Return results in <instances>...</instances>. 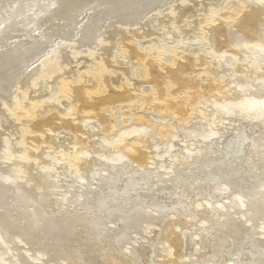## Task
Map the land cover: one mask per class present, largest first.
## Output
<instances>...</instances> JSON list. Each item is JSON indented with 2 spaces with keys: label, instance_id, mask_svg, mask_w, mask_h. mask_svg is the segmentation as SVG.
Returning <instances> with one entry per match:
<instances>
[{
  "label": "bare ground",
  "instance_id": "bare-ground-1",
  "mask_svg": "<svg viewBox=\"0 0 264 264\" xmlns=\"http://www.w3.org/2000/svg\"><path fill=\"white\" fill-rule=\"evenodd\" d=\"M14 3L19 7L10 10ZM217 8L223 9V16L231 17L215 15V23L219 24L216 27L211 24L204 34L202 40L208 49L205 47V52L199 56L201 62L198 66L201 67L202 63L214 68L216 75L217 72L227 75L232 67L228 62L232 58L220 59L219 51L234 47L237 52L232 50V53L238 58L245 54L253 59L256 80L263 82L264 89V0H0L2 115L7 112V105H12V94H20L25 87L30 90V104H34L38 94L49 93L47 80L44 82L41 75L34 85L30 84L31 78L39 74L40 65L29 66L42 54L51 51L49 55L56 61L60 59V65L64 62L72 64L74 58L67 52L69 48H89L106 28L108 30L104 33L110 41L95 43L99 44L98 50L110 70L100 69L87 76L84 67L75 65L72 73H79L85 82L81 85L74 81L64 82L65 90L71 92V100L78 99L79 102L75 109L77 123L64 119L45 101L49 110L40 120H29L30 129L41 135L50 130L52 135L43 139L35 137V148L30 150L29 156L19 157L16 151L14 154L18 158L13 155L8 162L4 161L6 147L3 145L6 143L0 134V239L17 250L23 262L32 264L23 254L25 244L31 254L42 250L48 257L43 262L46 264H155L153 238L148 241L149 247L142 243L128 253L122 250L133 233L142 229L144 222L150 221L157 223L166 233L165 238L181 250L174 253L176 264H264V236H259L260 221L264 218V128L260 133L257 131L259 137L254 134L257 138L253 136L250 146L243 148L246 151L253 149V156L248 157L242 154L248 136L241 130V124L227 125L215 119L214 112L205 109L203 115L209 119L215 134L200 144L189 145L191 149L177 156L168 174L156 168H145L147 153L138 147L132 156L135 163L130 159L120 165L112 164L97 157L106 148L99 138H95L102 132L115 129L119 117L115 118L113 112L119 109V104L136 98L135 104L139 105L146 99L151 108L149 96L143 97L141 92L134 94L129 88L116 89L122 77L133 76L130 63L134 59H142L149 67L147 83L151 81L156 86V93L162 101L155 108L176 115L182 121L189 115V109L199 104L200 93L222 94L217 86L200 91L204 81L196 73L194 59L199 54L200 42L186 46L182 62L178 63H175L174 56H169L166 61L153 62L149 54L142 52L145 47L156 49L161 39L168 38L172 43L182 36L190 39L198 33L200 24L207 21V16L217 12ZM150 11L154 13L146 17ZM186 20L193 24L188 26ZM115 23L125 27L139 26L135 30L124 26L119 29ZM102 27L105 30L102 31ZM133 37L136 42L149 39V43L139 45L133 42L127 47L126 42ZM113 39L127 47L125 59L116 55V62L110 60L115 50ZM69 40L75 47L67 45ZM58 43L54 50L53 45ZM82 59L87 61L85 56ZM167 65L173 69L165 68ZM253 71L249 69L247 73ZM169 78L177 86L173 101L170 99L173 96L170 101L164 96V85ZM17 80L20 81L19 90L14 91ZM97 84L99 91L93 92ZM104 84L109 90L99 95L104 91L101 88ZM132 87L138 89L140 84H132ZM183 89L191 90L189 101L181 97L179 91ZM30 104L29 108H32L33 104L31 107ZM86 117L95 122L84 125ZM11 121L6 122L4 130L8 128L10 132L17 124L15 120ZM159 131L161 138H167L165 128ZM62 132L68 133H64L69 136L65 140L68 143H62L64 147H53L51 140L56 141L55 137ZM15 141L10 142L8 150L11 153L17 149ZM47 146H52L55 152L62 149L57 168L50 164L52 153L46 158L41 154ZM78 148H84L87 153L72 165L78 171L70 174L68 163L63 159H72ZM76 177L82 179L81 183ZM218 181L224 182L231 192H240L244 204L240 205L229 194H215L213 184ZM224 196L228 198L225 209H219L215 200ZM195 200L200 202L199 207H195ZM232 211L243 216L235 218ZM200 219L205 223L199 225ZM173 223H180L176 233L171 228ZM174 235L178 236L171 238ZM189 249L192 250L190 254Z\"/></svg>",
  "mask_w": 264,
  "mask_h": 264
},
{
  "label": "rangeland",
  "instance_id": "rangeland-1",
  "mask_svg": "<svg viewBox=\"0 0 264 264\" xmlns=\"http://www.w3.org/2000/svg\"><path fill=\"white\" fill-rule=\"evenodd\" d=\"M215 10H217V12L214 14H209L206 18L207 21L200 24L198 33L193 35V37H191L190 39L182 36V37H178V40L174 43L168 41V38H166L167 40L161 39L160 44L157 46L156 49L152 50L150 47H145L142 52L144 54H149L152 57L151 60L153 62H155V60L158 62H161V60L166 61L170 59L169 56H174V58L176 59L175 63H178V62H182V59L185 54L184 48L186 46L188 45L192 46L193 44H196V42H200L197 52L199 54H197L196 57H194L195 65H197L195 67L196 73L204 81L203 83L204 86L200 87V91L203 92L206 91L208 87L217 86L222 92V94L200 93L198 95L199 104L191 107V109H189L188 111L189 115L185 116L184 120L182 121L176 115L163 113L161 112L160 109L155 108V105L161 104L162 101L160 100V96L157 94L158 92L156 86L153 85L151 81L150 83H147L149 82V80H147L149 79V67L142 59H136V60L134 59V62L131 63L129 62L131 64V69H133L134 71L133 76L122 77L119 85L116 86V89L118 91H122L125 88H129L131 90L133 89L132 91L134 94H136V92H141L143 94V97L149 96L150 97L149 104L151 108L148 107L147 105L148 103H146V99H144L143 102H140L139 105L135 104L137 102L136 98L131 99L130 101H127L123 104H119V109L113 112V116H115V118L119 117V119H116V121H118V124H116L115 129L111 132H107V131L102 132L101 134L98 135V137L95 138V139L99 138V140H101V143L103 144V147L105 146L106 148V150L104 151L105 153L100 152L99 156H97L99 159H101L102 161H106L107 163L119 164V165L123 164L124 162L130 159H131L130 161L133 160L132 162L135 163V159H133L132 156L137 153L138 148H141V150L145 154L147 153V156L145 158L146 161L145 168L149 170L156 168L162 171V173L164 172L165 174L166 172L168 174L170 173L173 164H175V161L178 158L177 156H180V153L185 154L191 149L189 148V145L200 144V142L206 141L211 137V135L215 134L212 124L209 122V119L203 115L205 109L208 112L209 111L214 112L216 114L215 119L222 121L227 125L241 124L242 126L241 130L248 136V139L244 143L245 146H243L242 149L250 146V144H252L251 140L254 139V137L257 138L256 135L258 137L260 136L258 134L261 132L262 128H264V89H262L263 82L256 80L257 79L256 65L253 59L248 58L247 55L245 54H243L242 57L238 58L237 55H234L232 53V50L237 52V49L232 47L229 50L222 49L219 51L220 59H223L225 56L232 58V60H229L228 62L229 65L231 63L232 67L230 71L227 72V75H222L219 74L218 72L216 75L215 73L216 70L214 68H208L207 65H204L202 63H201V67L198 66L201 62L199 56L203 54V52H205L204 48L206 47L205 45L206 43L203 42L202 40L204 38V34L208 32L207 30L209 28H211L210 27L211 24L212 26L214 25L215 27L217 26V24H219V23L217 24L215 23L217 20L215 19V15H219L221 18L231 17L228 15L223 16L222 15L223 9L218 10L217 8ZM152 13H154V11H150V13L146 14V17L147 16L149 17V15ZM238 14H240V12ZM238 14L235 16L236 18ZM231 20H233V18ZM114 22L116 21L114 20ZM185 23L188 26L193 24L191 20H186ZM121 25L119 23H115V27L119 29L124 26ZM138 26L139 25H133V27L124 26V28L135 30L137 29ZM105 27H102L101 30L102 31L105 30ZM107 30L108 28H106L105 31ZM104 32L100 34L101 36H98L95 39V43L98 42L100 44L103 42H110ZM113 40H115L114 41L115 50H114V56L110 58V60L113 62H116L117 56L119 57L121 56L120 57L121 59H125L126 57L124 51L127 50V47L129 45H132L133 42H136V39L133 37L126 42L127 47H124L122 43H119L118 39H113ZM69 41L67 42V45H70L71 47H75V44H73L72 41L70 42ZM148 41L149 39H142L140 42H136V43L141 45V44L149 43ZM95 43L91 45L89 48H85L83 50L81 49L77 50V47L71 49L69 48L67 52L72 56V58H74V63L72 64H67L64 62L62 65H60L59 64L60 59L56 61L55 58L49 55L52 54V52L48 51L42 54L29 66L30 68L32 65L35 64L40 65V69L38 71L39 74H36L31 78L30 84L34 85V83L39 79L41 75L45 78L44 82H46L45 80H47L46 83L48 85L47 88L49 90V93L46 94L42 92L38 94V97L35 99L34 104L33 102L30 104V100H28L30 94L29 92L30 90L28 87H25L20 94L18 92L12 94V99H11L12 105L8 106L6 104L7 112L3 113V115L0 113V121H1L0 134H2V139L4 138L3 142L6 143L5 145H3V148L6 147L4 148L6 151L5 159H4L5 162L10 161V158L13 157V155L17 154L16 151H18L17 156L19 155L29 156V154L31 153L30 150L32 151L35 148L34 147L35 137L43 139L47 136L52 135V132L50 130H47L48 132L46 134L41 135L40 133H34V130L30 129V126H32L30 124L31 121L40 120L41 117L47 113L46 111L49 110L50 106L55 111H57L58 113L57 112L56 113L60 114L64 119L73 120L74 123H77V120H75L76 119L75 109L76 107H79V102H77L78 99L76 100L72 98L71 100L70 98L71 92L65 90L66 83L64 85V82L74 81L76 85H81V82H85L79 73L75 71L74 73H72V69L73 67H75V65L78 68L84 67L85 71L88 74L87 76L89 75L91 76L97 73L100 69L101 71L103 69L110 70V68L107 65H105L104 58L101 56V53L98 50L99 44H95ZM58 45L59 43L57 45L54 44L52 48H54L55 50L56 46ZM84 56L85 58H87V61H84L82 59ZM126 64L123 65L121 64V66H124ZM164 67L167 68L168 65ZM171 67H173V64L171 65ZM171 67L168 68L173 69ZM249 69L250 70L254 69L255 71L247 73ZM18 81L19 80L15 82L14 84L15 86L13 85L14 91L19 90L18 86L20 81L19 82ZM143 82H146V84H143ZM122 84H124V86H121ZM132 84L133 85L140 84V87L136 89V87H132ZM175 84L176 82L170 78L165 82L164 96L166 99L168 98L167 99L168 101H170L169 98L171 96H173V98L172 97L170 98L171 101L176 99L175 93H177V90H175V88H177V86ZM105 86L106 84L102 85L101 88H104V91L102 93L100 92L99 95H104L107 93L109 88L107 87L106 89ZM97 91H99V84H97V86L93 89V92H97ZM179 92H182L181 97H183L185 101H189L190 99L189 97L191 93L190 89H183ZM0 99H1L0 102L3 103L2 98ZM45 101L50 106H45L44 104ZM29 104L30 107L33 104L32 105L33 109L29 108ZM17 117L23 122L18 120ZM33 117L34 119H32ZM7 120L10 122H13L11 120H15L14 123L15 124L17 123L16 125H13V127L10 129V132L8 131L9 130L8 128H6V130H4L5 128H3L6 122H8ZM84 121H85L83 122L84 125L86 123L93 124L95 122L94 119H91V117H86ZM232 122H234L235 124ZM251 124L252 126H250ZM164 128L167 131V138H161L160 135L159 129H164ZM246 128L248 129V131L251 132L246 131L247 130ZM4 131L6 132L5 135L3 133ZM99 131L100 129L98 130V133ZM257 131L259 133H257ZM64 133L68 135V133L62 132L60 133V135H58L59 137L58 136L55 137L57 139L56 141H54L55 140L54 138L51 140V143H53L51 145L53 147L56 146L58 147V145L59 147H64L63 145L65 144L62 143H68L65 142V140L67 138L69 139V136H66ZM6 135L9 136L7 137ZM249 136H252V138ZM9 137L12 140V142L15 141L16 139L15 142L17 144V149H15L13 153H11L10 150H8L11 142ZM85 137L86 136L84 135V138ZM61 139L63 140L61 141ZM72 144H74V142H72ZM52 146L51 147L47 146L48 149L44 147L43 148L44 150L43 149H42L43 151L41 150L42 151L41 154L44 158H46L50 155V153H52V158H51L52 160L50 164L52 167L57 168L59 162L61 161L59 154L61 153L62 149L60 148L57 150L60 152H55L52 150L53 149ZM86 153L87 151L84 148H78L77 150L74 151V154L72 155V159L70 158L67 159V157L63 159L68 163V169L70 174L76 173L78 171L77 169L73 168L72 165L76 162V160L80 156L81 157L85 156ZM253 153L254 152L252 148H249L247 151L246 149H243L242 151V154L243 155L245 154L248 157L253 156ZM17 156L15 155V158H18ZM243 168L244 166H242V169ZM20 178L22 179L23 175L20 176ZM76 178L77 181L81 183L82 179H80V177H76ZM213 185H214L215 194L216 193L229 194V196L235 201H237L240 205L244 204V199L241 197V193L238 191L231 192L229 190L230 188L224 182L218 181ZM227 200H228L227 196L221 197L220 199H216L215 206L219 209H225ZM194 202H195L194 204L195 207L200 206V202L198 203L196 202V200ZM232 212H233V217L235 218H239L240 216H243L242 213H238L237 211H232ZM198 222L199 225L205 223L203 219H200ZM179 225L180 223H173V227L171 228L175 229L174 233H176L179 230ZM260 227H261V232L259 236L261 237L264 236L263 235L264 218L260 221ZM141 228H142L140 229L141 231L140 230L138 231L140 232L139 234L138 232L133 233L129 243H127L122 248L123 252L128 253L130 252V249H133L134 247L136 248L138 245H139L138 247H140L142 243L143 245L145 243L149 247L148 241L149 240L152 241L153 238L152 242L156 244L155 256H153L155 264H176L175 254L181 252V250L180 249L177 250V248L174 247V243L170 242V240L165 238L166 233L161 228H159L157 223L154 224V222L151 223L150 221H146L144 222ZM160 230H162L161 232L163 233H161ZM159 232L160 234H158ZM177 236L178 235H174L171 238H176ZM157 240L158 242H156ZM23 246L25 248L23 250V254H25L29 258V261L32 264H46L43 262L44 260H47L48 257L42 250H38L36 251L35 254H31L27 246L25 244ZM147 246H144V248H146ZM188 248L191 249L193 247L188 246ZM190 249H189V254L192 251ZM185 258L186 257H184V260L186 262L187 258L186 259ZM0 264H29V262H23L17 250H13L9 245V243L2 241L0 239ZM48 264H55V262H49Z\"/></svg>",
  "mask_w": 264,
  "mask_h": 264
},
{
  "label": "snow or ice",
  "instance_id": "snow-or-ice-1",
  "mask_svg": "<svg viewBox=\"0 0 264 264\" xmlns=\"http://www.w3.org/2000/svg\"><path fill=\"white\" fill-rule=\"evenodd\" d=\"M54 6V5H53ZM19 7V4L18 3H14L11 5V9L10 10H15Z\"/></svg>",
  "mask_w": 264,
  "mask_h": 264
}]
</instances>
